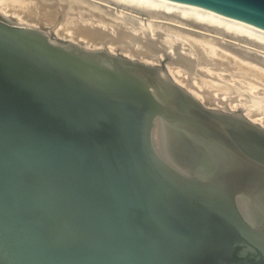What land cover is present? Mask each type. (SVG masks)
<instances>
[{
  "label": "water",
  "instance_id": "obj_1",
  "mask_svg": "<svg viewBox=\"0 0 264 264\" xmlns=\"http://www.w3.org/2000/svg\"><path fill=\"white\" fill-rule=\"evenodd\" d=\"M164 1L264 33V0ZM0 264H264V128L0 14Z\"/></svg>",
  "mask_w": 264,
  "mask_h": 264
},
{
  "label": "bare ground",
  "instance_id": "obj_2",
  "mask_svg": "<svg viewBox=\"0 0 264 264\" xmlns=\"http://www.w3.org/2000/svg\"><path fill=\"white\" fill-rule=\"evenodd\" d=\"M0 14L145 63L170 57L169 75L201 103L242 107L264 128L263 32L164 0H0Z\"/></svg>",
  "mask_w": 264,
  "mask_h": 264
},
{
  "label": "rangeland",
  "instance_id": "obj_3",
  "mask_svg": "<svg viewBox=\"0 0 264 264\" xmlns=\"http://www.w3.org/2000/svg\"><path fill=\"white\" fill-rule=\"evenodd\" d=\"M10 17H11L12 19H14V20H17L16 17H14L13 15L10 16ZM10 17H9V18H10ZM17 21H18V20H17ZM37 28H40V29L45 30V31H47V32H50V33H53V34L59 35V36H61V37H64L63 35H60V34H58L57 32H55L54 29H50V27L47 26V25H38ZM64 38H65V37H64ZM67 39H68V38H67ZM78 43H79V42H78ZM104 47H105V46H103L101 49L107 51V48H106V47L104 48ZM117 47H118V48H116V52L113 53V54H116V55H123V51L120 49L119 46H117ZM134 59L139 60V57L134 58ZM169 60H170V57H167V56H165V59L163 60V63L165 64L166 69H167V64H166V62L169 61ZM161 63H162V62H161ZM161 63H159V64H157V65L160 66ZM152 65H153V64H152ZM167 71H168V70H167ZM170 77H172V76L170 75ZM188 79H189L190 83L194 84L193 80H191L190 77H189ZM183 88L187 90L186 87H183ZM196 99H197V98H196ZM203 104H205L206 106H209V107H211V108H215V109H220V110H224V111H228V112L242 113V114H244V115L246 116V114H245V110H244L242 107H240L239 109H237V110H235V111H232V110H230V109L228 108L229 106L226 105V102H224L223 104H221V103H220V104L217 103V99H216L215 97H214V98H211L210 100L206 101V103H203Z\"/></svg>",
  "mask_w": 264,
  "mask_h": 264
}]
</instances>
